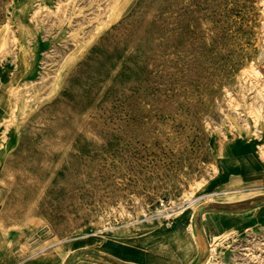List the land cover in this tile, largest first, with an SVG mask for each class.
Here are the masks:
<instances>
[{
  "label": "rangeland",
  "instance_id": "rangeland-1",
  "mask_svg": "<svg viewBox=\"0 0 264 264\" xmlns=\"http://www.w3.org/2000/svg\"><path fill=\"white\" fill-rule=\"evenodd\" d=\"M240 163L264 165V0H0V223L23 259L181 237L189 264H264L260 212L209 214Z\"/></svg>",
  "mask_w": 264,
  "mask_h": 264
},
{
  "label": "crops",
  "instance_id": "crops-1",
  "mask_svg": "<svg viewBox=\"0 0 264 264\" xmlns=\"http://www.w3.org/2000/svg\"><path fill=\"white\" fill-rule=\"evenodd\" d=\"M248 154V153H247ZM246 155V154H245ZM253 171H250L248 167L240 163L239 171L236 176L243 184L242 187L235 190H224L218 196L225 198H231L233 196H239L238 199L215 201L214 208L210 210L209 214H218L216 207L231 209L232 211H241L248 213L251 211H258L264 216V165H252ZM249 182L256 183L255 185H249ZM259 192V193H256ZM256 193V194H254ZM223 204V205H219ZM183 222H179L173 226L170 231H166V236H173L175 231L183 225ZM214 227V224L210 223V220L205 216L204 228ZM7 237L12 238L7 241ZM12 240V241H11ZM183 241V238L179 237L173 240L171 245L159 243L155 247L145 248L144 246L126 249L125 253L111 250L108 254L111 259L123 262L125 264H160L166 260H174V263L169 264H189L192 257L197 254L195 251L184 252L179 243ZM8 242H13L14 247L11 245L6 247ZM21 229L17 227H8L5 224L0 223V264H38L35 260L37 256H29L27 258L21 257V249H17L15 246L21 243ZM184 258H179L177 254ZM107 255V253H105ZM188 259L187 262H184ZM189 261V263H188Z\"/></svg>",
  "mask_w": 264,
  "mask_h": 264
},
{
  "label": "bare ground",
  "instance_id": "bare-ground-1",
  "mask_svg": "<svg viewBox=\"0 0 264 264\" xmlns=\"http://www.w3.org/2000/svg\"><path fill=\"white\" fill-rule=\"evenodd\" d=\"M195 203H196V200H193V199H192L190 205H193V204H195ZM180 209H181V208H180ZM182 211H183L182 209L179 210V211H176L174 215H179L180 213H182ZM169 214H170V213H169ZM177 222H178V220L176 221V223H177Z\"/></svg>",
  "mask_w": 264,
  "mask_h": 264
}]
</instances>
